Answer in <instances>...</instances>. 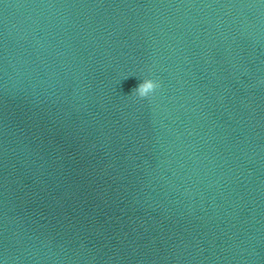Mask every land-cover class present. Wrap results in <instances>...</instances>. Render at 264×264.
<instances>
[{
    "label": "water",
    "instance_id": "water-1",
    "mask_svg": "<svg viewBox=\"0 0 264 264\" xmlns=\"http://www.w3.org/2000/svg\"><path fill=\"white\" fill-rule=\"evenodd\" d=\"M0 264H264V0H0Z\"/></svg>",
    "mask_w": 264,
    "mask_h": 264
},
{
    "label": "clouds",
    "instance_id": "clouds-1",
    "mask_svg": "<svg viewBox=\"0 0 264 264\" xmlns=\"http://www.w3.org/2000/svg\"><path fill=\"white\" fill-rule=\"evenodd\" d=\"M159 83L151 78H146L137 87L132 90V94L139 96L140 98H146L156 89L159 88Z\"/></svg>",
    "mask_w": 264,
    "mask_h": 264
}]
</instances>
